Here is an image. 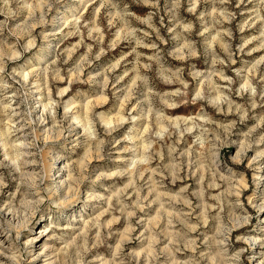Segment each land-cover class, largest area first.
<instances>
[{"label": "rangeland", "instance_id": "obj_1", "mask_svg": "<svg viewBox=\"0 0 264 264\" xmlns=\"http://www.w3.org/2000/svg\"><path fill=\"white\" fill-rule=\"evenodd\" d=\"M263 197L264 0H0V264H264Z\"/></svg>", "mask_w": 264, "mask_h": 264}, {"label": "bare ground", "instance_id": "obj_2", "mask_svg": "<svg viewBox=\"0 0 264 264\" xmlns=\"http://www.w3.org/2000/svg\"><path fill=\"white\" fill-rule=\"evenodd\" d=\"M209 16V15H208ZM64 22H66V21H64ZM65 24V23H64ZM36 69H37V67L36 68H32L30 71L32 72H34V71H36ZM57 75V74H56ZM104 83V82H103ZM63 96V95H62ZM127 96V95H126ZM102 96L100 95V96H98V97H94V99H93V103H96V104H98V103H100L101 101H102ZM124 100V99H123ZM122 100V101H123ZM124 102V101H123ZM122 103V102H121ZM89 106V105H88ZM83 107V106H82ZM90 107V106H89ZM97 108H99V107H97ZM83 109H85V110H87L88 109V107L86 106V104H85V107L83 108ZM116 115L117 114H115V115H113V117L112 118H114V117H116ZM111 117H105V118H102V121L105 123V124H109L112 120ZM75 119L77 120L78 119V116L77 117H75ZM116 120L118 121V117L116 118ZM121 121V118H119V122ZM35 138L37 139V136H35ZM5 145H6V143H4ZM4 148V147H3ZM48 153H46V155H47ZM85 155H87V154H85ZM88 156H86V158H87ZM91 161H90V159L89 160H86V163L87 164H89ZM53 161L51 160H49V163H46V162H44L43 163V169H44V173H45V179H47L48 177H49V175H50V172L52 171V169H53ZM87 164H84V161H82V160H78L76 163H75V168H76V170H77V172L79 171V172H81V170L84 168V167H87ZM139 165V164H138ZM49 172V175H47V177H46V173H48ZM70 172H71V170H69L68 169V175H67V179H68V181H69V183L65 186V187H63L62 188V186H63V182H64V180L62 181H59V184L58 185H60L61 187L60 188H62V192H63V195L65 196V199H62L61 200V202L59 203V206L60 207H63L64 209L66 208V207H68V206H70V205H72L74 202H75V198H74V196L77 194L76 193V189H74V187H72V184H73V182H74V179L72 178V176H71V174H70ZM99 176H101V175H99ZM98 176V177H99ZM111 177V175L109 174V175H104V178H110ZM60 191H59V188L57 189V188H55L54 190H53V195H55V194H57V193H59ZM64 198V197H63ZM264 207V197H263V199H262V205L261 206H259V208H263ZM83 230V229H82ZM43 233V232H42ZM164 233V232H163Z\"/></svg>", "mask_w": 264, "mask_h": 264}]
</instances>
